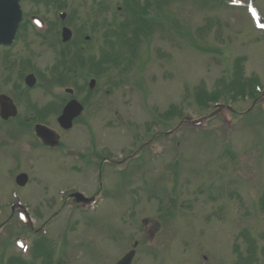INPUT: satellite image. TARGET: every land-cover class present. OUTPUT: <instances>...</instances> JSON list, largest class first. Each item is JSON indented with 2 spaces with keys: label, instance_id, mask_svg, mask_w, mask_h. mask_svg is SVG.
<instances>
[{
  "label": "rangeland",
  "instance_id": "374dc122",
  "mask_svg": "<svg viewBox=\"0 0 264 264\" xmlns=\"http://www.w3.org/2000/svg\"><path fill=\"white\" fill-rule=\"evenodd\" d=\"M59 1L57 8L68 13L67 25L81 32L76 44L64 45L73 47L65 50L72 60L55 64L52 48L34 52L36 43L28 48L19 44L11 69L0 71V88L13 95L18 112L46 106L41 120L57 131L61 142L51 151L31 149L33 138L20 122L15 123L16 134L7 135L9 124L0 121V224L11 214L12 192L28 200L36 220L32 230L6 224L1 250L16 234L44 243L34 236L42 225L46 243L57 245L50 253L31 250L28 264H114L135 241L131 264H264V94L256 100L246 87L245 94L236 93L230 80L239 72L253 75L264 92V35L253 31L248 6L228 7L225 0H159L153 8L163 19L151 22V30L144 32L133 19L123 39H114L128 17V5L146 0ZM255 4L264 19V0ZM137 36L140 43L134 49ZM56 49L60 54L61 45ZM102 51L110 59L91 74L90 58L97 59ZM77 55L81 63L73 59ZM22 69H32L28 72L37 78L35 90L28 92L23 79L19 82L16 75ZM15 77L25 93L22 101ZM92 77L97 82L90 89ZM55 83L74 88L73 96L50 88ZM205 91L207 97L231 104L233 111L224 110L192 131L175 129L183 116L195 120L211 113L214 108L204 105ZM72 97L84 110L64 131L56 117ZM63 147L76 150L80 161L63 153ZM142 151L139 164L129 158L122 162L126 171L117 172L121 157ZM21 172L28 175L24 187L15 183ZM71 186L96 195L95 206L64 202L67 193L59 192ZM20 254L10 244L3 253L5 264Z\"/></svg>",
  "mask_w": 264,
  "mask_h": 264
},
{
  "label": "water",
  "instance_id": "95a60500",
  "mask_svg": "<svg viewBox=\"0 0 264 264\" xmlns=\"http://www.w3.org/2000/svg\"><path fill=\"white\" fill-rule=\"evenodd\" d=\"M18 1L19 0H0V22L4 24V28H2L0 23L2 33L10 32L12 34L16 29L20 16L19 11L17 10ZM0 109L3 117H8L9 115L13 114L10 110V105L5 103V99H3L1 102ZM80 111L81 106L76 102H71L64 108L62 115L58 118V122L63 128L67 129L71 127L72 118L78 115ZM42 131L44 132L45 140L49 137V139L45 141L46 144L51 146L57 145L58 139L54 133L44 130V127L42 128ZM25 181L26 176L24 174H21L17 177L18 183L24 184ZM133 255L134 251H130L116 264H130Z\"/></svg>",
  "mask_w": 264,
  "mask_h": 264
},
{
  "label": "flooded vegetation",
  "instance_id": "af4514ba",
  "mask_svg": "<svg viewBox=\"0 0 264 264\" xmlns=\"http://www.w3.org/2000/svg\"><path fill=\"white\" fill-rule=\"evenodd\" d=\"M22 3L26 4L28 6V8L31 10V12H29L30 15H32V14L33 15L34 14L39 15L40 18L46 23V25H48V31H47V35H48V33L50 32L51 27H52L51 20L49 18L52 15V12L54 13V11H56L57 7L55 6V8H53L50 0H22ZM24 13H25L24 14V19H25V17H28L29 14L27 13V11H24ZM25 21H27V20H25ZM27 22H25L24 27H29V24ZM18 32L20 33V36H18V40H20V42L24 45L28 44V42L30 41V37L31 38L35 37L36 40L41 39L42 47H44L47 43V39H46L47 35H45V33H42L43 34L42 36H38L33 31L30 32L26 28L19 30ZM28 37H29V39H28ZM33 41H34V39H32V42Z\"/></svg>",
  "mask_w": 264,
  "mask_h": 264
},
{
  "label": "trees",
  "instance_id": "16d2710c",
  "mask_svg": "<svg viewBox=\"0 0 264 264\" xmlns=\"http://www.w3.org/2000/svg\"><path fill=\"white\" fill-rule=\"evenodd\" d=\"M147 5H145V6H141V5H139V4H137V5H135L134 4V6L133 7H131V8H134V9H137V7L138 8H140V9H142V10H145V7H146ZM136 16H137V13L136 12H134L133 13V17L134 18H136ZM234 77H238V78H236V79H234L233 81H232V83H231V85H233V86H237V89H235L234 91L237 93H240V94H245L244 92H243V89L246 87V89L248 88V89H251V91H253L254 92V89H253V84L255 83L253 80H251V81H249V80H244V81H242L241 82V78H242V76H241V74H240V72H239V74H237L236 76H234ZM235 97H231V99H234ZM206 99L207 100H212V99H214V100H216L217 98H215L214 96H211V97H207L206 96Z\"/></svg>",
  "mask_w": 264,
  "mask_h": 264
}]
</instances>
